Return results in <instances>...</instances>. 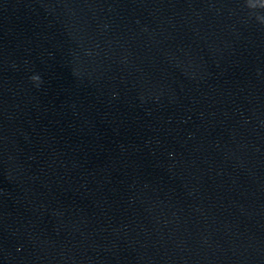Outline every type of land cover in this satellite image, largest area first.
<instances>
[{
  "label": "clouds",
  "instance_id": "1",
  "mask_svg": "<svg viewBox=\"0 0 264 264\" xmlns=\"http://www.w3.org/2000/svg\"><path fill=\"white\" fill-rule=\"evenodd\" d=\"M31 79L33 80V81H39V77L38 76H33V77H31Z\"/></svg>",
  "mask_w": 264,
  "mask_h": 264
}]
</instances>
